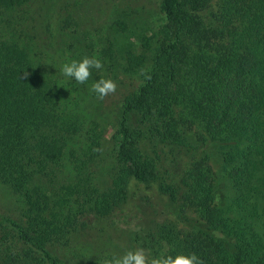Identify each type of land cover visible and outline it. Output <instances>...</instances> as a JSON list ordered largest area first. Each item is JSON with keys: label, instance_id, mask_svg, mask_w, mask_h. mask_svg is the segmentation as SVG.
I'll return each mask as SVG.
<instances>
[{"label": "trees", "instance_id": "16d2710c", "mask_svg": "<svg viewBox=\"0 0 264 264\" xmlns=\"http://www.w3.org/2000/svg\"><path fill=\"white\" fill-rule=\"evenodd\" d=\"M29 1L0 0L3 32L11 11ZM213 1H161L163 39L142 85L123 99L106 189L91 167L100 150L96 126L66 107L28 46L0 32V186L20 213H0V245L15 241L32 264H61L57 254L86 226L83 213L109 218L135 196L131 181L157 182L180 223L139 230L151 257L195 253L203 264H264V0H218L206 24L199 13ZM51 3L49 38L55 21L68 26L78 6ZM116 54L111 41L80 52L73 60L96 58L103 67L83 85L74 80V89L102 77ZM144 62L126 51L120 68L132 72ZM168 154L191 158L178 182L167 181Z\"/></svg>", "mask_w": 264, "mask_h": 264}, {"label": "rangeland", "instance_id": "374dc122", "mask_svg": "<svg viewBox=\"0 0 264 264\" xmlns=\"http://www.w3.org/2000/svg\"><path fill=\"white\" fill-rule=\"evenodd\" d=\"M54 1H64L68 5L77 3L78 6L73 13L74 20L68 26L58 28L60 24L55 21L57 31L53 38H49L47 32L50 22L48 19L54 12L51 3L53 0H30L16 7L11 11L13 18L10 19V30H1L7 24V19L3 17L5 21L0 25V32L7 35L2 38L12 35L19 44L28 46L41 69L54 83L66 107L82 115L86 127L96 126L101 135L100 150L91 167L97 184L106 189L110 186L114 166L112 137L118 129L123 99L137 92L142 85L144 75L150 68L151 58L163 39L161 31L166 21L159 9L162 0ZM217 7L218 0H214L208 9L199 13L204 23L211 21V15ZM107 41L114 42L117 50L113 66L111 64L110 69L101 74L102 77L80 89H74V79L65 77L61 67L77 58L80 52L86 54L89 49L95 51ZM126 51L143 55V65L132 72H124L120 64ZM101 79H111L117 85L116 92L102 101L91 91L92 85ZM132 122L136 125L134 119ZM76 144L77 141L74 148L79 149L80 146ZM164 157L162 164L166 170L167 181L178 182L189 168L191 158L180 154H168ZM68 161L69 159L66 160ZM210 163L215 170L219 168L216 158ZM68 172L66 168L61 178L66 177ZM130 188L131 193H136L135 196L129 197L111 217L100 218L89 212L80 216L86 226H77L70 235L68 246L58 254L55 252L60 256L61 264H100L104 257L110 260L113 256H123L127 251H135L137 248L144 249L145 254L151 258L150 251L142 243L147 232L139 230L154 223H180V220L171 209L167 196L159 192L157 182L137 185L131 181ZM0 213L20 218L16 199L2 186ZM113 220L117 229L112 227ZM16 245L15 241L0 245V264H32ZM98 258L100 259L97 260Z\"/></svg>", "mask_w": 264, "mask_h": 264}, {"label": "clouds", "instance_id": "9594fccd", "mask_svg": "<svg viewBox=\"0 0 264 264\" xmlns=\"http://www.w3.org/2000/svg\"><path fill=\"white\" fill-rule=\"evenodd\" d=\"M103 65L99 59L83 57L80 61H71L61 67L62 74L74 79L78 84H85L92 75V70H100ZM24 78H27V74ZM117 85L111 79H101L96 81L91 91L98 100H104L107 96L116 92ZM104 264H203L200 258L195 254L172 256L151 257L145 254V250L137 248L135 251H127L123 256H113L110 260H105Z\"/></svg>", "mask_w": 264, "mask_h": 264}]
</instances>
